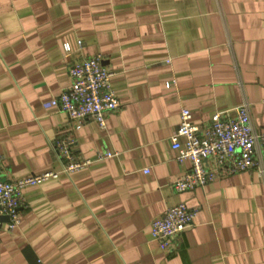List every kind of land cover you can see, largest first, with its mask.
<instances>
[{
    "label": "crops",
    "instance_id": "obj_1",
    "mask_svg": "<svg viewBox=\"0 0 264 264\" xmlns=\"http://www.w3.org/2000/svg\"><path fill=\"white\" fill-rule=\"evenodd\" d=\"M96 55L120 108L75 128L43 104ZM242 104L264 129V0H0V180L59 171L58 140L76 161L115 154L25 188L0 264H264V177L172 190L189 169L169 140L181 110L200 126ZM179 203L193 224L162 247L151 221Z\"/></svg>",
    "mask_w": 264,
    "mask_h": 264
},
{
    "label": "built area",
    "instance_id": "obj_2",
    "mask_svg": "<svg viewBox=\"0 0 264 264\" xmlns=\"http://www.w3.org/2000/svg\"><path fill=\"white\" fill-rule=\"evenodd\" d=\"M76 45L80 48L81 41L78 40ZM64 50L71 52L69 44L64 45ZM67 75L69 86L58 97L44 103L43 109L65 114L75 128L91 121L103 129L106 116L118 111L120 103L111 86L112 73L102 65L101 56L74 61L67 68ZM169 140L171 149L176 152V162L179 165L189 163V169L172 184L176 193L203 188L222 175L255 171L264 177V129L254 128L247 104L234 108L232 116L214 112L209 121L200 126L192 123L191 112L184 108ZM71 143L70 140H58L52 144L60 163L59 171L15 181L0 180V231L12 232L19 226L25 188L57 180L60 174L69 175L115 156L106 151L76 161L70 150ZM195 216V211L184 203L169 207L151 221L150 237L166 247L192 226Z\"/></svg>",
    "mask_w": 264,
    "mask_h": 264
},
{
    "label": "water",
    "instance_id": "obj_3",
    "mask_svg": "<svg viewBox=\"0 0 264 264\" xmlns=\"http://www.w3.org/2000/svg\"><path fill=\"white\" fill-rule=\"evenodd\" d=\"M4 219H6V218H2L1 220H4Z\"/></svg>",
    "mask_w": 264,
    "mask_h": 264
}]
</instances>
